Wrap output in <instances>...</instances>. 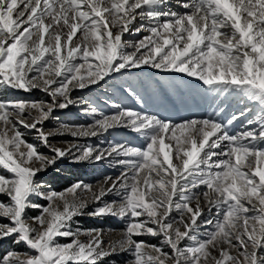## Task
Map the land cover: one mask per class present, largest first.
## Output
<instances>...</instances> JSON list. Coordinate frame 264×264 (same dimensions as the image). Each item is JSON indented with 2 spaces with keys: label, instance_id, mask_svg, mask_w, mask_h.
Instances as JSON below:
<instances>
[{
  "label": "snow or ice",
  "instance_id": "obj_1",
  "mask_svg": "<svg viewBox=\"0 0 264 264\" xmlns=\"http://www.w3.org/2000/svg\"><path fill=\"white\" fill-rule=\"evenodd\" d=\"M143 66L186 74L244 106L227 120L220 109L177 122L73 98ZM77 104L91 123L45 129ZM120 129L143 143L107 139ZM64 134L74 141L52 142ZM65 159L106 161L119 174L59 191L40 181ZM85 215L121 220L119 238L75 227ZM0 219V241L27 249L0 264H119L122 255L123 264H264V0H0Z\"/></svg>",
  "mask_w": 264,
  "mask_h": 264
},
{
  "label": "rangeland",
  "instance_id": "obj_2",
  "mask_svg": "<svg viewBox=\"0 0 264 264\" xmlns=\"http://www.w3.org/2000/svg\"><path fill=\"white\" fill-rule=\"evenodd\" d=\"M174 0H172L173 3ZM130 39H138L139 36H131ZM182 83V84H181ZM198 81L193 77H187L180 73L165 72L158 69H153L150 66H143L139 69H127L123 70L120 74H113L111 78L106 79L102 82L99 87L93 86L90 89L77 90L73 93V98H79L85 100L87 103L98 106L101 110L106 113L114 111L113 105H121L139 109V105H142L147 112L155 115H159L162 118L171 119L174 121H181L183 119H189L193 117H204L209 115H215V111L211 114L205 110L200 112L191 111L186 114H181L187 108L195 107L197 103H192L193 97L196 96V90L200 87ZM202 84V82H199ZM203 85V84H202ZM131 87L134 89L135 95H130L127 89ZM210 90V89H209ZM9 97H27L30 99H49L45 94L39 90H34L30 95L23 92H14L8 90L5 93ZM190 95L189 98L185 99ZM220 101H216V105L211 107L220 106V109L230 111L220 116L221 119L227 120L235 113L238 109L244 106L241 103V98L237 95L218 97ZM231 100V101H230ZM185 101V102H184ZM228 102V103H227ZM223 103V105L221 104ZM229 103H231L229 105ZM84 105L77 104L70 106L68 109L56 110L55 117L45 122V129L50 130L58 127V123L68 124H87L91 123V118L84 115L81 108ZM248 106L252 105L248 103ZM209 107V104L207 108ZM140 111H143L140 109ZM205 111V112H204ZM217 111H220L217 109ZM168 114L164 115L163 113ZM232 113V114H231ZM208 114V115H207ZM226 115V116H225ZM240 128L239 124L234 127L237 131ZM26 138L29 142L36 143V133L31 130L25 131ZM107 139H117L120 141L127 140L133 145H140L143 143L142 139L138 134L132 132L129 129H120L118 131L106 134ZM101 137L99 139H103ZM73 138L69 134L58 135L52 138V142L60 146H65L67 142H73ZM80 143L91 142L97 143L98 138H81ZM41 151L48 153V149L41 147ZM119 170L112 168L105 161L103 163H81L76 164L70 159H65L62 162H58L55 167L50 168L46 173L40 174L39 179L45 185H50L55 190L59 191L63 188L74 183L76 180H84L87 183L96 184L97 181L103 180L106 175H118ZM113 197L109 196L107 199L111 200ZM34 202L45 204L42 198L34 197ZM38 212L33 209H29L27 212L28 216H35ZM0 222H5L0 219ZM75 227L81 229L88 228H102L105 230V241L115 240L119 238V231L123 228V222L115 217H90L81 216L77 218ZM111 230V231H110ZM149 243H159L158 239L151 237H144ZM8 250H16L19 252L26 251V246L23 243L14 244L12 239L0 241V256H2ZM127 258L126 255L119 257H113V259L119 261V264H123V261ZM107 264V261L105 262Z\"/></svg>",
  "mask_w": 264,
  "mask_h": 264
},
{
  "label": "bare ground",
  "instance_id": "obj_3",
  "mask_svg": "<svg viewBox=\"0 0 264 264\" xmlns=\"http://www.w3.org/2000/svg\"><path fill=\"white\" fill-rule=\"evenodd\" d=\"M173 4H174V1H173ZM175 10V9H174ZM129 39L130 38H132V37H128ZM181 74V73H180ZM181 75H184V76H187L186 74H181ZM188 77V76H187ZM196 79V78H195ZM197 81H198V85L200 86L197 90H196V96H194L193 97V101H192V103L194 102V103H197L198 101V103H197V105L194 107H190L189 106V108H187L185 111H183L181 114H186V113H188L189 111L188 110H191L192 112L193 111H197V112H200L201 110H205V111H207V113H209V114H211V113H213L214 111H215V114H216V112H220V111H217V109H219L220 110V106H218L219 108H217V107H214V108H212L211 107V103L212 102H214L213 103V106H215L216 104L215 103H217L216 101H220L221 99H219L218 97H220L218 94H216V93H214V92H212L211 90H209L206 86H204V85H202V84H200L199 82V80L198 79H196ZM182 84V83H181ZM235 95V94H234ZM184 97H186L185 99H187V98H189L190 97V95H188V96H184ZM224 97V96H223ZM231 101V100H230ZM185 102V101H184ZM228 103V102H227ZM208 104H209V107L207 108V106H208ZM222 105H223V103H221ZM231 103H229V105H230ZM143 110V111H147L148 109H145L142 105H139V109L138 110ZM195 111V112H196ZM204 111V112H205ZM225 111H227V113H229L230 111H228V110H225V109H223V111L222 112H220V116H222L224 113H225ZM164 115H166V114H168L167 112H165V113H163ZM232 114V113H231ZM208 115V114H207ZM226 116V115H225ZM205 117V116H204ZM165 118V117H164ZM240 130V128L237 130V131H239Z\"/></svg>",
  "mask_w": 264,
  "mask_h": 264
}]
</instances>
